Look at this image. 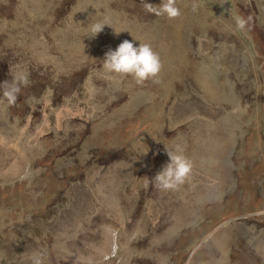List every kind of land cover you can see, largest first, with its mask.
I'll return each mask as SVG.
<instances>
[{
	"label": "rangeland",
	"instance_id": "374dc122",
	"mask_svg": "<svg viewBox=\"0 0 264 264\" xmlns=\"http://www.w3.org/2000/svg\"><path fill=\"white\" fill-rule=\"evenodd\" d=\"M144 3L0 0V81L28 76L0 96V264H264V0ZM125 39L155 78L106 72ZM165 144L192 161L175 190Z\"/></svg>",
	"mask_w": 264,
	"mask_h": 264
},
{
	"label": "clouds",
	"instance_id": "9594fccd",
	"mask_svg": "<svg viewBox=\"0 0 264 264\" xmlns=\"http://www.w3.org/2000/svg\"><path fill=\"white\" fill-rule=\"evenodd\" d=\"M143 7L148 13H153L156 16H166L169 19L181 15L177 0H160L158 6H154L148 0H145ZM193 9L195 10V4ZM232 19L236 28L245 29L247 21L244 17L238 13H232ZM105 25H111L110 18L106 16L92 22L88 26L85 35L95 37L103 30ZM102 62L106 72L131 76L137 84L155 78L161 70L160 56L150 44L140 41L138 45L134 46V42L128 39L123 40L114 49L109 48L105 52ZM27 83V74L22 70H16L12 72L10 80L0 81V96L9 105H12L16 102L22 87L26 86ZM165 151L169 159L162 169L151 177L152 185L162 190H175L189 177L192 170V161L178 147L170 149L165 144ZM42 259V253L34 254L32 264H42Z\"/></svg>",
	"mask_w": 264,
	"mask_h": 264
}]
</instances>
